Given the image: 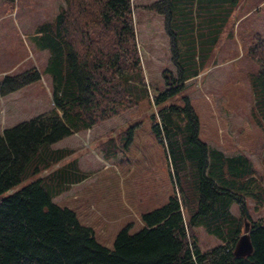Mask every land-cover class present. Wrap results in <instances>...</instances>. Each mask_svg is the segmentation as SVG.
Segmentation results:
<instances>
[{
    "label": "trees",
    "instance_id": "obj_1",
    "mask_svg": "<svg viewBox=\"0 0 264 264\" xmlns=\"http://www.w3.org/2000/svg\"><path fill=\"white\" fill-rule=\"evenodd\" d=\"M63 1L54 19L42 26L53 106L0 131V264H264V216L253 218L248 205L252 200L255 211L264 205V173L258 175L247 156L226 155L199 139V119L188 97L180 94L181 69L176 77L164 70L166 86L155 88L150 98L131 0ZM146 8L164 14L169 25L170 0ZM245 52L256 65L250 81L252 114L264 129V37L255 33ZM40 79L35 66L5 74L0 98ZM142 101L156 108L149 116L152 131L164 148L175 187L167 203L142 215L140 230L122 228L111 248L98 243L93 229L72 209L53 201L57 186L69 183L68 175L51 181L58 170L13 190L61 160L51 148L54 143ZM246 223L252 251L235 256ZM196 228L219 243L201 249Z\"/></svg>",
    "mask_w": 264,
    "mask_h": 264
},
{
    "label": "rangeland",
    "instance_id": "obj_2",
    "mask_svg": "<svg viewBox=\"0 0 264 264\" xmlns=\"http://www.w3.org/2000/svg\"><path fill=\"white\" fill-rule=\"evenodd\" d=\"M131 1L135 42L150 98L155 88H165L164 70L176 77L181 69L185 81L180 94L188 97L199 119V139L226 155L247 156L257 174L264 173V129L252 114L255 95L250 81L256 65L245 52L255 33L264 37V0H170L169 25L164 14L146 8L157 0ZM63 4V0H0V80L33 66L41 72L40 80L0 98V131L53 106L42 26ZM179 102L184 104L182 98ZM152 112L155 106L142 101L54 143L51 148H63L65 158L63 154L62 160L29 175L13 190L75 162L84 180L57 186L60 191L53 201L72 209L82 224L93 229L97 242L111 248L122 228L128 227L130 233L140 230L142 215L167 203L174 193L164 148L152 131ZM59 176L51 181L66 180ZM248 205L253 218L264 216V205L258 211L252 209V200ZM232 212L237 215L235 206ZM195 234L203 250L219 243L201 228Z\"/></svg>",
    "mask_w": 264,
    "mask_h": 264
},
{
    "label": "crops",
    "instance_id": "obj_3",
    "mask_svg": "<svg viewBox=\"0 0 264 264\" xmlns=\"http://www.w3.org/2000/svg\"><path fill=\"white\" fill-rule=\"evenodd\" d=\"M53 150H56L58 152L56 154L59 156H62L65 153L63 148H59V149L56 148ZM65 156H66V154L63 155L64 158H65ZM64 167H66V168L64 169ZM56 175H57V177H58V175H62L61 178H63V179L66 177V175H68V177L70 178V180H68L69 183L73 182L76 184V183H79L82 180H84L83 174L81 173L79 167L76 166L75 162H70L66 166H62V167L58 168ZM63 184H65V183H63ZM60 187H62V185Z\"/></svg>",
    "mask_w": 264,
    "mask_h": 264
},
{
    "label": "water",
    "instance_id": "obj_4",
    "mask_svg": "<svg viewBox=\"0 0 264 264\" xmlns=\"http://www.w3.org/2000/svg\"><path fill=\"white\" fill-rule=\"evenodd\" d=\"M248 224H245V231L243 234L240 235L236 246L234 248V255L235 256H246L251 253L252 246L250 242V238L248 235Z\"/></svg>",
    "mask_w": 264,
    "mask_h": 264
}]
</instances>
